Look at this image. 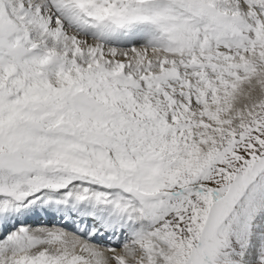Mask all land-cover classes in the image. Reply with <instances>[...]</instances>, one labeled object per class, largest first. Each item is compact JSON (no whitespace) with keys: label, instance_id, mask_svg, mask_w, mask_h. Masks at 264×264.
Returning <instances> with one entry per match:
<instances>
[{"label":"snow or ice","instance_id":"snow-or-ice-1","mask_svg":"<svg viewBox=\"0 0 264 264\" xmlns=\"http://www.w3.org/2000/svg\"><path fill=\"white\" fill-rule=\"evenodd\" d=\"M0 264H264V0H0Z\"/></svg>","mask_w":264,"mask_h":264}]
</instances>
